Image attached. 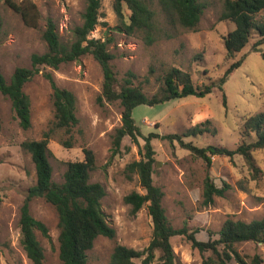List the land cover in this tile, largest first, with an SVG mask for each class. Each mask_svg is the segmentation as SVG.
Returning <instances> with one entry per match:
<instances>
[{
	"label": "rangeland",
	"instance_id": "374dc122",
	"mask_svg": "<svg viewBox=\"0 0 264 264\" xmlns=\"http://www.w3.org/2000/svg\"><path fill=\"white\" fill-rule=\"evenodd\" d=\"M21 2L22 0H12ZM41 13L38 27L25 24L22 17L8 3L0 0V70L10 80L19 66L30 67L33 53H43L47 43L43 33L48 19L57 26L63 42L74 40V28L83 22L87 0H34ZM157 1V0H156ZM207 7L197 29L181 25L164 28L172 34L147 45L137 33H128L124 19L115 8L114 0H102L99 23L90 37L109 42L115 54L113 64L118 79L123 82L129 71L136 74L135 83L140 84L149 96L159 93L162 75L172 66L188 71L198 85L217 83L231 64L244 58L223 85L215 87L205 96L191 95L165 103L140 105L134 116L141 130L165 134L186 132L196 124L208 127L200 134L184 136L186 142L204 147L207 145L236 148L242 141L255 139V133H246L243 125L248 116L264 114V43L254 49L257 37L236 54L226 59L224 37L235 28L230 21H221L223 0H206ZM157 11L160 6L154 5ZM125 16L129 10L125 7ZM264 12L258 15L262 18ZM163 21V18H161ZM52 73L57 85L74 92L77 97V116L80 121L74 129L73 147H65L64 130H58L50 139V161L53 180L64 181L67 162L84 159V147L93 149L96 168L91 171V181L100 182L106 188L102 208L110 224L116 229L114 238L98 236L88 251L89 264H111V255L117 244L142 250L153 236V221L144 205L136 214L125 196L132 191L145 190L138 174L129 177L126 167L142 158L144 140L132 141L124 137L118 150L113 146V135L122 125V107L117 102L101 103L103 71L99 62L90 54L63 63L58 68L42 66L40 71L24 86L31 100L29 129H23L16 118L11 100L0 91V264H32L20 235V211L29 187L36 183V167L31 154L21 143L27 139H41L54 120L53 88L45 73ZM226 95L224 103L223 95ZM154 180L164 190L163 206L172 224L187 227L189 232L199 229L196 237L209 238L208 230L219 231L229 217L251 221L264 215V149L254 151L262 172L254 178L240 154L232 157L215 154L211 165L194 156L177 141L157 138ZM209 173L219 185L230 188L223 196H215L214 202L203 203L204 180ZM33 216L44 222L49 230L46 237L36 230L37 238L44 248L43 264H59V217L56 208L44 198L31 201ZM176 264H202L205 255L192 246L186 235L171 239ZM239 250L251 256L255 252L264 259V243L245 242ZM159 253H157V256ZM153 264H159L156 259Z\"/></svg>",
	"mask_w": 264,
	"mask_h": 264
},
{
	"label": "trees",
	"instance_id": "16d2710c",
	"mask_svg": "<svg viewBox=\"0 0 264 264\" xmlns=\"http://www.w3.org/2000/svg\"><path fill=\"white\" fill-rule=\"evenodd\" d=\"M9 5L20 14L26 25L38 27L41 13L34 0L15 2L8 0ZM158 4L161 11L154 7ZM102 0H87L83 13V22L74 28V40L63 42L56 24L48 19L43 39L47 50L35 52L31 56V66L17 67L10 80L0 70V91L11 100L12 108L23 129H29L31 121V100L24 91V86L39 71L42 66L58 68L63 63L73 62L84 55H92L103 71V89L99 101L119 102L122 107V125L113 135V146L118 150L124 137H130L138 142L144 140L142 158L129 163L126 172L129 177L138 174L144 192L132 191L125 196V202L131 205V213L136 214L144 205L153 221V236L149 245L138 250L117 244L111 255V264H153L156 259L159 264H176V255L171 242L172 237L184 234L192 242V246L205 255L202 264H264L260 253L251 256L243 254L238 245L245 242L264 243V215L260 218L244 221L229 217L219 231L208 230L209 238L200 240L196 237L199 229L189 232L187 227L177 228L170 221L163 206L164 190L154 180L156 150L153 140L162 138L170 142L177 141L182 147L205 160L211 165L212 155L243 156L254 178L262 172L257 164L254 151L264 149V114L248 116L243 129L246 133L254 132V140H244L236 148L207 145L200 147L192 142H186L184 136L203 133L208 127V120L196 124L186 133L170 132L159 134L151 131L145 134L137 123L134 110L140 105H156L170 100L185 98L191 95L205 96L213 92L215 87L224 89L227 77L244 61L240 58L234 61L217 83L196 84L190 72L179 67H170L161 77L162 85L159 93L149 97L140 84L135 83V73L129 71L121 82L117 77L113 59L115 54L109 49V42L90 37L91 32L99 23ZM125 7L129 10L127 19ZM206 0H114L117 14L124 19V27L128 33H137L147 45H151L162 37L172 34L164 28L163 22L170 26L181 25L187 29H197L205 8ZM264 0H223L221 21H230L235 28L224 37L226 59L235 58L251 40L259 37L254 43V49L264 43ZM163 18V21L162 19ZM264 57V54H263ZM46 78L53 88L54 120L49 129L43 132L41 139H27L21 143L35 163L37 180L29 187L20 211V235L23 248L32 264H43L44 248L36 235L40 230L49 236L47 225L36 219L30 208L31 201L42 197L57 210L59 217V264H89L88 251L94 246L98 236L114 238L116 229L110 224L102 208V199L106 188L100 182L91 181V171L96 168V156L93 149L84 147V159L67 162L64 181L53 180V166L50 161L49 142L58 130H64L68 135L62 140L65 147L74 145V129L79 124L77 116V97L68 88L57 85L52 73L46 72ZM226 103V95H223ZM2 120L0 118V129ZM230 188L225 183L219 186L207 173L204 180L203 203L209 205L215 196H223ZM0 197V209H1ZM157 253L159 255L157 256Z\"/></svg>",
	"mask_w": 264,
	"mask_h": 264
}]
</instances>
